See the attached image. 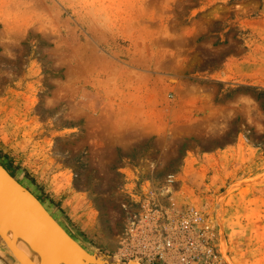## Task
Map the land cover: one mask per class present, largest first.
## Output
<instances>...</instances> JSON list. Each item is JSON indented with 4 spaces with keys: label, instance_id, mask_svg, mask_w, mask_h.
<instances>
[{
    "label": "rangeland",
    "instance_id": "obj_1",
    "mask_svg": "<svg viewBox=\"0 0 264 264\" xmlns=\"http://www.w3.org/2000/svg\"><path fill=\"white\" fill-rule=\"evenodd\" d=\"M0 155L102 253L264 264V0H0Z\"/></svg>",
    "mask_w": 264,
    "mask_h": 264
},
{
    "label": "water",
    "instance_id": "obj_2",
    "mask_svg": "<svg viewBox=\"0 0 264 264\" xmlns=\"http://www.w3.org/2000/svg\"><path fill=\"white\" fill-rule=\"evenodd\" d=\"M8 233L38 250L39 264H141L138 258L124 262L74 240L0 163V239L16 264H36L14 248Z\"/></svg>",
    "mask_w": 264,
    "mask_h": 264
},
{
    "label": "built area",
    "instance_id": "obj_3",
    "mask_svg": "<svg viewBox=\"0 0 264 264\" xmlns=\"http://www.w3.org/2000/svg\"><path fill=\"white\" fill-rule=\"evenodd\" d=\"M193 219L195 222H198L201 220L200 216H195V215H193ZM191 226H192V222L188 219L183 220L181 223V228H182L183 232L190 231ZM136 232H141V231L137 228ZM198 236L202 237L203 235L198 234ZM190 246H192V247L195 246L197 251L200 248L198 241H190ZM173 248H175L173 241L170 238H167L164 241V244L161 246H158L157 249H155V251H156L157 255L162 257L165 250H167V249L171 250ZM197 251H196V254L194 256H192V258L189 259L188 261L183 260L184 263H182V264H194V262H196L198 260Z\"/></svg>",
    "mask_w": 264,
    "mask_h": 264
},
{
    "label": "bare ground",
    "instance_id": "obj_4",
    "mask_svg": "<svg viewBox=\"0 0 264 264\" xmlns=\"http://www.w3.org/2000/svg\"><path fill=\"white\" fill-rule=\"evenodd\" d=\"M8 238L13 241L14 248L19 250L28 259H30V262L39 264V256L38 255H40V252L38 250L33 249L26 241H24L22 239L13 238L11 233H8Z\"/></svg>",
    "mask_w": 264,
    "mask_h": 264
},
{
    "label": "trees",
    "instance_id": "obj_5",
    "mask_svg": "<svg viewBox=\"0 0 264 264\" xmlns=\"http://www.w3.org/2000/svg\"><path fill=\"white\" fill-rule=\"evenodd\" d=\"M0 160H2L3 162H5L4 156H1L0 155ZM2 166L10 173V175L13 178H18L19 177L9 163H6V164H3L2 163Z\"/></svg>",
    "mask_w": 264,
    "mask_h": 264
}]
</instances>
